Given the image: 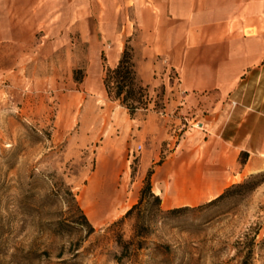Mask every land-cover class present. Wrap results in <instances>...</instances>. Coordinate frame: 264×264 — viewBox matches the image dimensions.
<instances>
[{
    "label": "rangeland",
    "instance_id": "374dc122",
    "mask_svg": "<svg viewBox=\"0 0 264 264\" xmlns=\"http://www.w3.org/2000/svg\"><path fill=\"white\" fill-rule=\"evenodd\" d=\"M19 40L0 49V264H118L115 239L134 237L138 212L122 218L137 203L148 170L165 161L188 126L201 140L200 119L190 106L185 113L182 103L173 106L179 119L168 131L172 137L156 144L159 158L143 167L141 158L153 146L143 137L136 141L130 128L139 124L131 120L165 113L176 75L168 71L167 84L148 86L147 107L130 117L105 94V42L93 63L96 40L72 29L43 28ZM77 70L81 81L74 80ZM183 137L193 140V133ZM244 153L228 187L264 178V154L243 170ZM93 182L98 187L90 188ZM68 187L93 232L72 222L77 214ZM230 191L210 205L212 199L176 206L187 209L174 214L151 215L144 205L142 236L122 263L264 264V181L249 192ZM89 192L108 200L104 214L91 208Z\"/></svg>",
    "mask_w": 264,
    "mask_h": 264
},
{
    "label": "crops",
    "instance_id": "0c3cea01",
    "mask_svg": "<svg viewBox=\"0 0 264 264\" xmlns=\"http://www.w3.org/2000/svg\"><path fill=\"white\" fill-rule=\"evenodd\" d=\"M49 27L95 39L93 63L105 42L103 65L111 68L129 39L145 85L167 84L168 71L176 75L165 113L140 114L131 120L139 126L130 128L138 143L143 137L153 146L141 158L147 167L159 158L156 144L172 137L168 131L176 128L179 112L190 106V115L200 119L201 140L188 126L174 151L153 169L152 189L163 209L220 195L237 171L241 151L248 154L243 170L260 163L264 0H0V49ZM186 133H193V140L184 138Z\"/></svg>",
    "mask_w": 264,
    "mask_h": 264
},
{
    "label": "trees",
    "instance_id": "16d2710c",
    "mask_svg": "<svg viewBox=\"0 0 264 264\" xmlns=\"http://www.w3.org/2000/svg\"><path fill=\"white\" fill-rule=\"evenodd\" d=\"M80 71H74V80L81 81L83 76L79 79L76 77ZM80 74H82L80 72ZM102 84L106 96L113 101L119 102V104L124 107L129 116L133 117L137 110L146 108L149 103V93L148 85L142 83L140 78L137 75L136 64L134 59L133 48L129 43V39L126 40L123 47L120 59L118 63L113 67H104ZM247 156V153H244ZM242 164L244 162H241ZM160 162L155 165H159ZM153 173V167L150 168L147 172V175L144 179L143 187L139 191V197L137 203L134 204L128 211L125 213L124 218L131 216L135 211L138 212L135 223V234L131 241H124L122 235H118L115 239L117 246L120 251L118 255L114 256L115 261L118 264H123V258H131L129 254L130 245L134 243L136 238L141 237V229L144 225L146 219V212L141 211V208L144 205L151 207L154 211L151 215H160L166 212L167 214H174L182 210L187 209V207L181 208H171L164 210L161 206V198L153 192L151 184V174ZM264 178H260L258 181L255 178H251L243 183L235 184L224 189V191L209 201L207 205L213 204L221 199L225 198L230 194L231 189H237L239 191L249 192L253 190L257 185H259ZM67 195L69 196V203L74 208L75 213L77 214L76 218H73V223L77 225H85L89 228L90 232H93V228L88 222L85 214L80 208L75 194L71 191V188H67ZM121 223V220L117 222ZM120 225V224H119ZM241 264H247L246 260H243Z\"/></svg>",
    "mask_w": 264,
    "mask_h": 264
},
{
    "label": "bare ground",
    "instance_id": "6f19581e",
    "mask_svg": "<svg viewBox=\"0 0 264 264\" xmlns=\"http://www.w3.org/2000/svg\"><path fill=\"white\" fill-rule=\"evenodd\" d=\"M95 186L98 187L97 182H93V184L91 183L90 188H93ZM88 197L89 199H91V208H93L98 215H102L108 210V200H99V198H96V196H92L91 192H89Z\"/></svg>",
    "mask_w": 264,
    "mask_h": 264
},
{
    "label": "built area",
    "instance_id": "2783aa9c",
    "mask_svg": "<svg viewBox=\"0 0 264 264\" xmlns=\"http://www.w3.org/2000/svg\"><path fill=\"white\" fill-rule=\"evenodd\" d=\"M169 79V78H168ZM201 126V125H200ZM197 127H198V125H197ZM141 147L140 146H138V150L140 149Z\"/></svg>",
    "mask_w": 264,
    "mask_h": 264
}]
</instances>
